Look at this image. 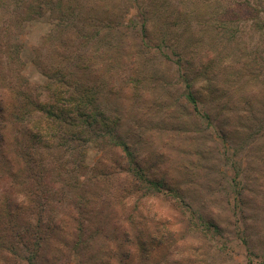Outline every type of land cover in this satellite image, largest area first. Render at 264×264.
<instances>
[{"label": "trees", "instance_id": "obj_1", "mask_svg": "<svg viewBox=\"0 0 264 264\" xmlns=\"http://www.w3.org/2000/svg\"><path fill=\"white\" fill-rule=\"evenodd\" d=\"M230 1L143 0L136 5L141 26L128 27L121 14L104 9L110 2L127 5V0H0V59L4 54L8 59L0 61V264H66L73 254L78 264H148L156 235L142 221V202L165 189L163 170L173 154L155 148L144 155L141 148L148 136L142 123L152 125L150 132L170 133L171 138L192 132L189 126L177 128L185 116L178 114L181 107L173 106L170 96L157 90L161 75L145 79L154 89L139 87V62L144 60L138 53L151 52L154 38L167 42L175 56L184 55L180 68L200 71L194 82H228V87H203L207 90L202 93L217 102L215 113L206 115L208 131L215 127L222 139L233 143L246 141L254 131L259 138L256 153L264 163V87H257L264 82V67L257 65L264 58L239 36L248 39L244 27L220 25L231 23ZM161 10L163 20L153 28L150 13ZM253 12L256 17L247 27L254 24L264 38V8ZM47 16L56 21L51 41L65 55L56 54L50 67L43 59L35 60L45 82L34 86L22 73L17 37L27 25ZM106 20L112 39L101 35L100 24ZM189 21L200 29H193ZM161 42L157 50H162ZM98 45L105 47L102 61ZM66 61L73 63L72 69ZM218 66L229 70L225 81L213 78ZM95 71L104 76L103 90L97 88V75L91 80L85 76ZM118 76L121 87L135 86L129 88L138 101L143 94L149 101L157 99L151 102L154 108L141 114L151 119L136 117L129 131L126 110L116 96L121 88L114 86ZM191 84L184 98L197 112L204 101ZM175 98L184 105L179 95ZM161 113L166 115L163 121L157 118ZM92 148L105 154L98 164L89 162ZM193 164L188 166L195 173L199 164ZM252 170L258 184L264 167L259 161ZM86 171L91 176L83 186L79 173ZM241 195L246 204L248 195ZM129 199L133 202L127 206ZM248 215L244 213L245 220ZM171 241L160 238L156 243L161 247Z\"/></svg>", "mask_w": 264, "mask_h": 264}, {"label": "rangeland", "instance_id": "obj_2", "mask_svg": "<svg viewBox=\"0 0 264 264\" xmlns=\"http://www.w3.org/2000/svg\"><path fill=\"white\" fill-rule=\"evenodd\" d=\"M142 1L132 0L130 2L127 0V5L120 2L118 6L115 2H110L104 9L109 7L111 8L110 12L114 13L113 11H115L114 14H121L128 27H132L134 24L140 27L142 24L141 10L136 5ZM232 2L234 3L232 9H229L233 15L231 23L225 22V25L224 23L220 25L228 29L232 26L241 29L244 27L249 40L244 38L241 33L239 36L244 39L246 44L248 43L249 50H257L258 54L264 58V38L260 35L261 32L255 28L254 24L251 29L247 27V25L252 24L251 20L256 17L253 10L264 8V0H231L228 3ZM225 5L230 7V4L227 5L226 3ZM161 11L155 12V14L150 13L152 19V25H150L153 28L159 21L162 22L163 20L162 15L165 13L163 10ZM160 16L161 18H159ZM188 24L197 30L201 27L194 21H189ZM55 27L56 21L47 16L27 25L17 37L16 44H19L20 50H22L20 59L24 63L21 68L23 69L22 73L34 86L42 85L45 82V77L35 60L43 59L44 63L50 67L55 63L56 54H61L51 41L50 34ZM100 31L102 32L101 35H107L111 38L107 20L100 24ZM132 34L135 38V33ZM160 39L154 38V43L149 45L151 52L138 53L144 60L139 62L141 67L140 80L143 81L139 87L146 88V90L154 89L151 80L145 81V79L149 76L161 75L157 90L160 89L162 96H170L173 106L181 107L177 111L178 114L185 116V121L181 120L176 123L177 128L180 127L181 131L182 128L189 126L192 132H183L171 138L170 133L154 134L150 132L152 125L142 123V129H145L148 136L144 140L147 142L146 145L141 148L142 153L145 155L155 148H163L169 154H173V160L165 164L163 170L166 171L165 189H162L161 194L157 197L155 195L156 198H148L147 201L142 202V221L144 220L145 227L152 234L155 233L156 242L160 238L165 239V241L173 238V241L165 243L161 247L156 242L151 244L152 253L148 258V264H186L189 263L188 260L195 262L192 264H264V174H259L260 180L257 184L254 178L255 172L250 171V167L252 165L257 166L259 161L261 168L264 167V163L259 158L261 155L258 156L256 153L259 148V138L256 137L254 131H250L249 134L253 137H249L246 141L233 143L222 139L219 130L215 127H211L208 131L206 115L215 113L214 105L217 102L209 100L202 93V91L206 93L207 90L203 87H228V82H220L219 84L216 82L217 80H214V83L210 84L201 78L194 82L193 78L198 76L200 71L192 70L190 72L187 65H184L186 67L184 70L180 68L179 61H182L181 58L184 55L181 58L178 55L175 56L171 52L174 48H168L167 42H161ZM158 42L162 43V50L156 49L155 45ZM136 43L135 48L138 46V42ZM98 47L100 52L97 56L102 61L105 47L102 48L101 45ZM64 55L62 53L60 57ZM238 56L239 54L236 57ZM1 57L0 61L8 60L5 54ZM227 61H230V58ZM65 65L72 69L73 63L66 61ZM257 65L264 67V60H259ZM121 69L128 70L125 66H122ZM7 70L9 69L7 68ZM96 75L98 76L96 85L99 86L97 88L103 90L104 76L102 73L95 71L94 74H90V76L86 74L85 76L90 77L89 80H91ZM228 75L229 70L223 71L218 66L213 78L224 80L228 78ZM118 77L114 82L116 88L121 87L122 84L120 80L122 77ZM190 84L191 87H196L200 91V97L204 101V104L200 103L197 112L189 103L185 102L184 95L188 92L186 87ZM122 87L119 88L116 96L119 106L126 110L125 128L129 131L137 124L136 117H140V119L149 117V115L147 117L141 114L150 109L154 99L149 101L143 94L138 101L139 98L136 99L133 96L134 89L129 88L135 86H127L124 83ZM257 87H264V82H259ZM176 95L182 98L183 106L179 105L175 98ZM261 96L263 97V92ZM155 101H157L156 98L153 104ZM129 115L135 116V118L132 119V116ZM164 115V113L157 114V118L163 121ZM182 123L183 125L180 126ZM171 129H169L170 132ZM163 143L168 145L164 146ZM136 144L134 143V146ZM109 156L107 162L110 161ZM104 157L105 154H101L98 148H92L89 162L91 165L98 164ZM146 161L147 159L144 160L145 163H147ZM194 162L199 164L195 173L194 169L191 170L188 166L189 164L195 165ZM77 174L73 172V176H77ZM89 176L91 173L88 171L85 172V175L79 173L80 184L85 186ZM249 189L251 190L247 193ZM241 193L248 195L244 201L246 204L241 202L244 199ZM132 202L129 199L127 206L132 205ZM252 207L253 210L251 211ZM244 213L249 214V220H245ZM66 264H78V257L74 254L71 255Z\"/></svg>", "mask_w": 264, "mask_h": 264}]
</instances>
